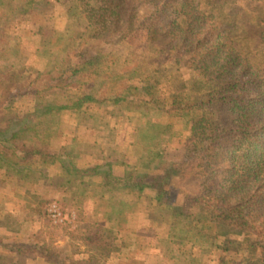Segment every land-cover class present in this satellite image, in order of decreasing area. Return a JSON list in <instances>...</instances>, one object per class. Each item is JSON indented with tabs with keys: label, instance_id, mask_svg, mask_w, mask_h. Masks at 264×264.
Wrapping results in <instances>:
<instances>
[{
	"label": "trees",
	"instance_id": "16d2710c",
	"mask_svg": "<svg viewBox=\"0 0 264 264\" xmlns=\"http://www.w3.org/2000/svg\"><path fill=\"white\" fill-rule=\"evenodd\" d=\"M42 1L62 4L67 13L82 8L94 31L73 34L65 52L66 66L58 73L46 74L32 66L10 72L12 81H25L0 90V175L4 172L8 178L36 183L45 171L41 164L27 161L38 158L57 164L59 171L51 174L52 187L64 207L80 212V194L85 193V180L90 177L137 196L150 190L159 200L166 196L158 204L169 211H164L165 219L153 215L156 224L161 220L158 228L166 227L164 231L180 224L189 228L192 220L187 208L202 205L208 210L206 219L225 230L226 244L214 264H245L243 257L250 256L251 250V256L264 258V251L260 252L264 247V65L251 60L264 48V1L256 11L246 10L252 13L251 22L244 17L238 37L221 25L219 13L225 11V0ZM0 3L2 26L33 21L36 0ZM255 19L263 27L252 22ZM138 31L144 32L141 45L130 41ZM119 44L134 65L109 79L94 66L97 55L91 50L98 55L107 47L120 51ZM177 79L182 82L179 87L173 84ZM28 95L33 101L22 106L20 98ZM157 105L164 106L169 118L179 117L183 122L180 133L190 165L178 171L159 170L156 162H150L128 173L110 156L80 166L73 150L44 152L29 133L57 114L70 115L77 129L87 130L86 120L93 125L107 123L106 116L117 117L123 108L127 110L124 117H144ZM97 111L102 113L100 121L94 119ZM186 175L196 176L198 186L179 183L175 191L171 182ZM175 195L181 196L179 206L171 202ZM83 226L84 237L91 240L104 244L113 236L102 221L80 213L78 230ZM256 236L261 241L254 240ZM18 242L13 247L25 252H50L36 241ZM145 242L151 247L160 241ZM138 243L144 248L142 240ZM105 248L101 247L98 257ZM156 252L166 253L173 264L189 260L183 250L171 254L161 245ZM59 256H53L57 264H84L63 262Z\"/></svg>",
	"mask_w": 264,
	"mask_h": 264
},
{
	"label": "rangeland",
	"instance_id": "374dc122",
	"mask_svg": "<svg viewBox=\"0 0 264 264\" xmlns=\"http://www.w3.org/2000/svg\"><path fill=\"white\" fill-rule=\"evenodd\" d=\"M39 1L36 0L32 22L11 21L4 27L2 26L4 16H0V90L11 84L12 87H16L18 83L25 81L19 78L11 80L10 72L14 69L32 66L46 74L60 72L66 66L65 52L72 42L73 34L79 31L89 35L94 31L87 19V13L82 8L67 13L62 4L54 5L52 1ZM263 1L225 0V11L219 13L221 25L231 35L238 37L244 17L250 18L251 22L252 13H246V10L256 11ZM252 22L263 27V23L258 19ZM130 41L141 45L144 41V32H136ZM87 43L90 44L88 41ZM123 47L119 44L120 51L116 47H107L99 55L91 50L92 54L97 55L94 57V66L102 76L114 79L119 73L133 68L134 61L122 51ZM92 54H89L90 58ZM251 60L255 65H264V48L253 54ZM177 80H173V84L179 87L182 82ZM32 101L30 95L20 98L22 106ZM124 113H127L125 108L117 112V117L111 119L106 116L109 120L107 123L93 125L86 120L83 124L88 126L87 130L77 129L70 115L57 114L53 115L46 125L36 126L29 133L34 136L36 146L44 152L62 153L73 150L75 161L80 166L101 162L104 156L117 158V163L128 173L147 166L150 162H156L159 170L169 167L178 171L179 168L190 165L180 133L183 124L181 118H169L162 105H157L144 117L133 115L127 118L124 117ZM101 114L99 111L95 112L94 119L100 121ZM123 158L127 161L125 162ZM27 163L41 164L45 174L40 176L36 183L28 181L31 183V189L27 188L24 197L17 195V200H11L12 187L9 183L14 181V177L8 179L0 177L2 184L0 203L5 205L3 209L13 202L15 208L20 209V215H13L9 210L8 213L5 211L0 213L2 216L0 230L8 233L3 239L5 243L0 244V264H57L54 255H60L59 258H63V262L83 261L84 264H173V259L166 253L162 255L156 252L161 245L171 254H178L181 250L187 251L189 260L188 262L185 260L183 264H214L226 244L224 228L215 221L206 219L208 210L202 205L194 204L187 208L189 212L191 211L192 220L189 228L180 224L175 228L169 227L166 232L164 231L166 227L164 230L158 228L159 222L165 219L164 211H167L162 210L158 204L165 201L166 196L159 200L154 192L147 189L143 196H137L129 190L116 189L115 192L108 193L109 200L105 203L100 201L102 197L100 195L103 190H108L107 185L99 177H90L85 180L87 187L85 193L77 192L83 198L80 212L76 208L64 207L59 201V194L52 187L51 174L59 171L57 164L39 161L38 158H32ZM186 176L175 178L171 182L172 187H177L179 183L184 187L198 186L200 181L196 176L194 178ZM174 190L176 191V188ZM95 196L98 200L94 198ZM180 198V195L176 196L171 202L179 206ZM53 200H57L64 210L56 220L48 214V207ZM80 213L96 221H102L103 226L111 229L113 236L104 244L102 241L84 237L83 228L86 226L78 230ZM153 215L161 219L157 224ZM155 228L159 230L158 233L153 231ZM124 229L127 231L123 232ZM16 234H19L15 236L18 241L29 243L36 241L35 243L39 245H45L50 252H40V249L29 252L16 250V246L13 245L19 242L9 243V235ZM3 235L0 232V239ZM156 239L161 243L155 246L150 247L145 242L154 243ZM141 240L144 248L137 246ZM254 240L261 241V238L256 236ZM101 247L105 250L101 252V257H98ZM114 247L119 248L113 249ZM261 251H264L262 246ZM250 252L252 255V250ZM251 255L243 257L245 264L264 262L263 257Z\"/></svg>",
	"mask_w": 264,
	"mask_h": 264
},
{
	"label": "crops",
	"instance_id": "0c3cea01",
	"mask_svg": "<svg viewBox=\"0 0 264 264\" xmlns=\"http://www.w3.org/2000/svg\"><path fill=\"white\" fill-rule=\"evenodd\" d=\"M5 177L6 179H8V177H6L5 175H4V172H2L1 173V175H0V177ZM10 178V177H9ZM99 179V178H98ZM30 182H28V181H26L25 179H22V178H14V181H11L10 183H9V185H11V187H12V194H11V200H13L14 201V199L15 200H17L16 199V196L18 195V196H20V197H24L25 196V194H26V190H27V188L30 190L31 189V187H30ZM34 186V185H33ZM33 186H32V188H33ZM108 187V190H103L102 191V194L100 195V196H102V197H100V201L101 202H108V200H109V197H108V193L109 192H111V191H113V192H115L116 191V188L114 187V186H112V185H108L107 186ZM16 189V191H14V190ZM22 189H24L23 191H22ZM0 190L2 191V184L0 183ZM0 194H1V192H0ZM98 196V195H97ZM1 198V197H0ZM96 200H98V197H94ZM2 200H0V202H1ZM12 201V202H13ZM121 202V201H120ZM3 206H5V205H3V203H0V213H1V211L3 212V211H5V212H7V210H9L10 212H11V214H13V215H16V214H19L20 215V209L19 208H15V202H13V203H11L10 205L8 204L7 205V207L6 208H4L3 209ZM21 209H22V207H21ZM8 211V212H9ZM7 212V213H8ZM0 219H2V216H1V214H0ZM118 226H119V224H118ZM0 228H2V225L0 226ZM120 231H121V229L119 230V237H120ZM127 230L126 229H124L123 230V232H126ZM0 232L1 233H3L4 235H3V239H5V235H7L8 233H6V231L4 230V231H2V230H0ZM125 234V233H124ZM19 234H16V235H14V236H11V235H9V243L10 242H12L14 239L15 240H17V238L15 237V236H18ZM14 240V241H15ZM2 243H5V241L4 240H2V239H0V244H2ZM9 243H6V244H8L9 246H10V244ZM5 249V248H4ZM16 250H23L22 248H15ZM121 253V251L119 252V254ZM0 254H1V251H0ZM28 259V258H27Z\"/></svg>",
	"mask_w": 264,
	"mask_h": 264
},
{
	"label": "built area",
	"instance_id": "2783aa9c",
	"mask_svg": "<svg viewBox=\"0 0 264 264\" xmlns=\"http://www.w3.org/2000/svg\"><path fill=\"white\" fill-rule=\"evenodd\" d=\"M62 212H64L63 207L57 200H53L48 207V214L56 220L60 218Z\"/></svg>",
	"mask_w": 264,
	"mask_h": 264
}]
</instances>
